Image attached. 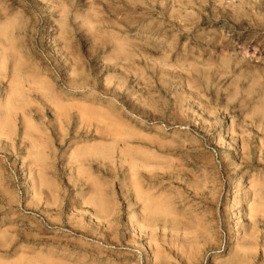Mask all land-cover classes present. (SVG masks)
<instances>
[{
	"label": "rangeland",
	"instance_id": "obj_1",
	"mask_svg": "<svg viewBox=\"0 0 264 264\" xmlns=\"http://www.w3.org/2000/svg\"><path fill=\"white\" fill-rule=\"evenodd\" d=\"M250 137L264 0H0V264H264Z\"/></svg>",
	"mask_w": 264,
	"mask_h": 264
},
{
	"label": "bare ground",
	"instance_id": "obj_2",
	"mask_svg": "<svg viewBox=\"0 0 264 264\" xmlns=\"http://www.w3.org/2000/svg\"><path fill=\"white\" fill-rule=\"evenodd\" d=\"M24 63V62H23ZM23 66V65H22ZM24 67V66H23ZM13 77V76H12ZM20 81V80H19ZM16 87V86H15ZM12 106V105H11ZM15 106V105H14ZM14 108V107H13ZM8 110V109H7ZM5 129V128H4ZM251 139L248 140L247 144L243 145L241 150L243 153L241 154L242 158V165L245 166V168H251V167H257L262 166L264 168V157L261 155H257V147L253 146V144L257 141H255L254 137H250ZM262 141V140H261ZM244 143V142H243ZM261 151V150H260ZM262 154V153H261ZM147 167V166H146ZM261 168V167H259ZM250 170V169H249ZM238 173V172H237ZM262 174V173H261ZM263 175V174H262ZM232 178V177H230ZM256 195V194H255ZM248 197V196H247ZM249 200V199H248ZM255 207V206H254ZM260 223H264V219L257 218L253 220V225L255 227L259 226ZM261 228V227H260ZM251 229V228H250ZM256 229V228H255ZM254 235V234H253ZM264 235V234H263ZM251 246V245H250ZM252 247V246H251Z\"/></svg>",
	"mask_w": 264,
	"mask_h": 264
}]
</instances>
